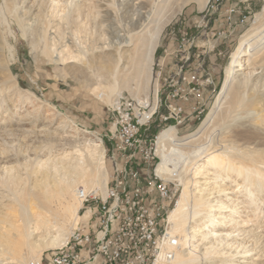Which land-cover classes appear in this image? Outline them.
I'll list each match as a JSON object with an SVG mask.
<instances>
[{
    "label": "bare ground",
    "instance_id": "obj_1",
    "mask_svg": "<svg viewBox=\"0 0 264 264\" xmlns=\"http://www.w3.org/2000/svg\"><path fill=\"white\" fill-rule=\"evenodd\" d=\"M170 1L173 0H23L29 7L26 10L15 7V14L20 13V22L24 33L28 34L34 53L39 52L57 65L75 63L85 65L92 71L100 68L102 73L112 77L115 82L122 76L126 78L132 74L136 79L135 86L133 84L132 89L130 85V88L138 97L140 92L147 94L149 90L155 53L163 29L170 21L166 16L168 10H164L163 4L171 3ZM185 1L188 3L191 0ZM94 2H98L99 5L93 4ZM118 6L133 11L131 20L128 18L131 25L127 26V29L124 28L123 33L117 32L118 30L108 32L104 29L103 23L119 12V9L115 12ZM181 7L178 12L182 11ZM88 9L95 11L91 12ZM163 11L166 14L160 17L159 14ZM64 25L72 29L69 39L60 36ZM262 29L264 30V10L257 16L253 29L248 30L240 39L239 48L225 70V82L217 102L204 123L207 126L205 132L212 125H217L219 130L214 134V138L211 136L209 140L206 139L207 142H203L206 136L203 133L191 141H179L175 128L168 129L160 136L158 155L162 162L157 174L164 179L176 180L180 185L183 182L186 186L183 196L168 218L173 232L181 236L182 249L177 254L175 264H206L214 257H210L211 253H219V246L224 244L232 246L236 238L239 239L235 235V229H232L233 225L239 223L236 220L239 211L236 206L234 208L224 202V200L234 202L233 195L236 191L245 192L249 204L253 206V214H259L260 204L264 201ZM245 57L248 60L245 61ZM111 86L110 90L108 88L111 93H104L105 97L101 95L108 103L112 102L113 97L121 94L115 92L114 84ZM126 86L129 88V85ZM156 94L157 86L155 98ZM148 98L146 96L142 101ZM86 142L92 152L91 155L94 156L93 159H97L98 163H95L97 164L95 166L83 168L85 155L78 150L77 158L72 159L70 158L72 154H67L59 161L76 162V166L70 167V170L63 168L66 172L62 177L58 175L60 173L58 166L48 167V163L44 164L47 170L42 173L12 177V181L18 182L22 187L0 196V264H29L30 257L39 261L44 250L59 248L65 244L79 221L85 219L80 215L81 202L77 198L78 191L80 189L103 191L108 183L103 166L105 149L102 142L91 139ZM186 148L192 150L184 153L183 150ZM170 150L179 155L178 169L171 168L173 166L168 155ZM202 158L203 163L196 166L191 173L194 183L192 179L186 182L187 171L193 168L191 167L193 163ZM80 184H84V188L79 187ZM234 187L239 190H234ZM253 214L247 215L246 221H243L246 226L254 222ZM189 220L201 223L191 227L188 232L185 226ZM198 241L202 243L196 244ZM239 254L237 251V255ZM244 254L247 258L251 255ZM230 255L232 256L228 253V256ZM237 255L231 260L224 261L228 264L245 263L244 260L236 261ZM262 258L264 259L263 256Z\"/></svg>",
    "mask_w": 264,
    "mask_h": 264
},
{
    "label": "rangeland",
    "instance_id": "obj_2",
    "mask_svg": "<svg viewBox=\"0 0 264 264\" xmlns=\"http://www.w3.org/2000/svg\"><path fill=\"white\" fill-rule=\"evenodd\" d=\"M173 1H170L171 3H168L169 5L166 3V5L163 4L165 7L164 10H168L167 14L165 11L159 14L160 17L166 14L167 19H170V21L163 29L155 53V62L150 77L149 90L147 94L142 91L136 97L137 93H132L136 79L132 74H129L130 76L128 75L129 77L127 76L126 78L122 76L115 82L112 77L102 73V69L100 68H95L92 71V69L86 68L85 65L82 66L75 63L57 65L50 62L47 57L39 52L34 53L31 48V42L28 39V34L24 33L25 31L20 22V13L15 14V7H18L19 10H22V8L26 10L29 5L24 4L23 0H0V196L1 194L6 195L12 193L15 189L22 187L18 182H13L12 177H25L29 173H42L47 170L44 165L45 163H48V167L57 165L60 170L58 175L62 177L66 172L63 168L65 167L70 170V167L76 166V162L75 160L64 163H60L59 161L67 154H72L70 158H77L78 150L85 155L82 164L83 168L88 169L90 166L97 165L95 164L98 163L97 159H93L94 156L91 155L92 152H90V147L86 145V141L88 139L100 140L105 152L110 148L108 137L111 136L112 120L107 112L109 103L106 98L103 99L106 96L104 93H111L109 90L112 87L111 85L114 84L116 88L115 92L117 93L121 92L135 100L145 99L146 96L150 100H153L156 86L157 91L158 86L163 91L165 88L164 80L172 75L170 69L177 64L175 50L182 39L185 37H197L199 48L194 49L193 53L197 55L204 51L205 48L202 46L205 41L204 37L200 36L201 29H196L197 21H202V23L204 22L203 24L206 23L208 30L212 33L221 34L219 39L216 38L214 40L216 49L213 52L209 51L204 53L205 63L214 78L216 89L214 93L205 95L206 105L204 106L205 112L203 115L199 118L189 120L184 126L179 127L177 129V137L179 141L186 140V142L198 138L203 133L206 135L205 140H202L203 142H207L211 136L214 138V134H217L219 130L217 125H212L205 132L207 126L204 123L217 102L225 82V70L231 62L232 56L239 48L240 39L248 30L253 29L257 16L263 13L264 0H246L247 2L243 0H221L216 11H209V7H207L208 0H191L188 3L185 0ZM93 4L99 5L98 2H94ZM231 5L241 7V12L245 16V23L233 25L229 30L226 24V12ZM180 7L182 11L178 12ZM88 10L91 12L95 11L93 9ZM116 10L120 13H117ZM170 10H173V12ZM115 12L111 18L107 19V22L105 20L103 27L108 32H116L118 30L117 32L120 31L123 33V30L131 25V21L128 20H131L133 17V11H127L126 8L118 6ZM171 13L174 16L173 14L170 15ZM66 27L64 25L60 36L69 39L72 29L70 27L66 29ZM166 50H168L169 56L166 57L162 65ZM219 53L221 56H218ZM244 60L246 61L248 58L245 57ZM159 73H161L160 77L158 75ZM126 85H129V88H126ZM160 99L165 100L164 95H160ZM185 108L189 111L192 110V103L185 104ZM166 114V108L164 106L161 107L158 115L155 116L147 130L149 136L156 135L163 129L164 124L161 123V118ZM170 124L168 123V125ZM199 143L197 142V144ZM190 149L192 150V148H186L183 151L184 153H189L191 151ZM168 155L173 166L171 167L172 170L179 167L180 164L177 163L179 155L174 154L172 150L169 151ZM85 160L87 163L84 162ZM203 160L204 158L197 161V163L195 162L196 164L193 163L194 165H191L193 168L187 171L185 177L186 182L192 179L194 183L191 173L194 172L196 166L203 163ZM88 161L92 162L90 163ZM103 166L109 181L112 166L107 156L105 157ZM165 180L172 181V179L167 178ZM199 180L201 182L203 181L202 179ZM83 185L80 184L79 187H83ZM181 187L180 198L183 196L184 189L186 188L183 182H181ZM192 189L190 188V190ZM235 189L239 190L234 187ZM233 197L234 202L227 200H224V202L228 205L231 204L234 208L236 206V209L239 211L236 220L243 225L241 226L238 223L232 227V229H235V235L239 239L236 238V244H232V246L236 245L235 247L227 244L219 246V253H211L210 257H214L212 259L210 258L211 261L208 260L206 264H209V262L210 264H228L227 261L231 260L234 255H237V251L240 254L235 257V260H244L245 262H237L238 264H264V259L262 258V256L264 257V201L261 202L259 214L256 215L252 213L253 206L249 204L244 191H236ZM240 202L242 203L237 205ZM249 214H253V218H255L253 223H249L246 226L244 222L246 221V216ZM200 223L201 221L195 222L189 220L188 224L190 226L187 224L185 230L190 231L191 227H195ZM244 225L246 226L245 228L243 227ZM76 228H79V226ZM237 231L239 232L237 233ZM260 234L262 237H260ZM198 239L200 238L198 237ZM201 243V241H198L196 244ZM48 250L52 249H46L43 253ZM222 251L231 253L232 256H228V253L223 254L224 252L222 253ZM201 253H203V250ZM244 253L251 254L252 256L250 255L247 258L244 256ZM259 253L261 255L260 258ZM219 255L222 256L219 257ZM29 262V264H32L37 261L36 258L30 257Z\"/></svg>",
    "mask_w": 264,
    "mask_h": 264
},
{
    "label": "built area",
    "instance_id": "obj_3",
    "mask_svg": "<svg viewBox=\"0 0 264 264\" xmlns=\"http://www.w3.org/2000/svg\"><path fill=\"white\" fill-rule=\"evenodd\" d=\"M220 2L210 0L209 11H216ZM244 20L240 6H229V30L244 24ZM203 23L197 21L196 29L202 31L204 51L193 53L199 48L197 37L182 39L175 50L177 64L164 80V90L158 86L156 98L139 101L123 93L113 97L107 106L112 128L110 148L105 152L112 166L110 180L103 191H78L80 214L85 219L65 244L44 252L32 264H175L182 249L181 236L173 232L168 218L177 206L182 187L176 180H165L157 174L162 162L159 139L168 129L177 130L203 115L205 95L215 92L204 53L216 49L214 40L221 34L212 33ZM164 54L162 65L168 50ZM188 103L193 106L190 111L185 108ZM163 106L167 110L161 118L163 129L149 136L147 130Z\"/></svg>",
    "mask_w": 264,
    "mask_h": 264
}]
</instances>
